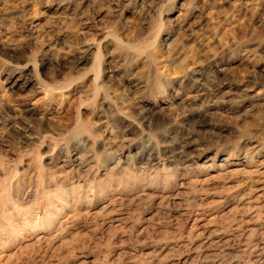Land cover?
<instances>
[{
	"label": "rangeland",
	"instance_id": "1",
	"mask_svg": "<svg viewBox=\"0 0 264 264\" xmlns=\"http://www.w3.org/2000/svg\"><path fill=\"white\" fill-rule=\"evenodd\" d=\"M258 193L264 0H0V264H264Z\"/></svg>",
	"mask_w": 264,
	"mask_h": 264
},
{
	"label": "bare ground",
	"instance_id": "2",
	"mask_svg": "<svg viewBox=\"0 0 264 264\" xmlns=\"http://www.w3.org/2000/svg\"><path fill=\"white\" fill-rule=\"evenodd\" d=\"M117 141H119V140H117ZM110 142V141H109ZM116 146V145H115ZM255 189V188H254ZM257 189H260V188H257ZM250 190V189H249ZM261 190V189H260ZM263 191V190H262ZM262 194H257V196L254 198L255 199V201H258L257 202V205H254V206H252L253 207V209H256V210H261L262 209V207H263V205H264V200H258V198L261 196ZM252 209V208H251ZM256 214H257V212H256ZM262 236V235H261Z\"/></svg>",
	"mask_w": 264,
	"mask_h": 264
}]
</instances>
